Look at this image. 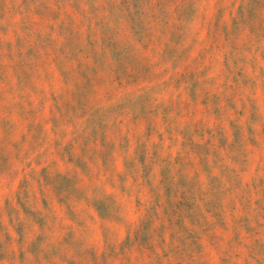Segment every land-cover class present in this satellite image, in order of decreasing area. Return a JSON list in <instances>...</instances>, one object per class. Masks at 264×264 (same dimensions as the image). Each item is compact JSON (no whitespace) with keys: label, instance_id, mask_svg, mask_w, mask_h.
<instances>
[{"label":"rangeland","instance_id":"rangeland-1","mask_svg":"<svg viewBox=\"0 0 264 264\" xmlns=\"http://www.w3.org/2000/svg\"><path fill=\"white\" fill-rule=\"evenodd\" d=\"M0 264H264V0H0Z\"/></svg>","mask_w":264,"mask_h":264}]
</instances>
